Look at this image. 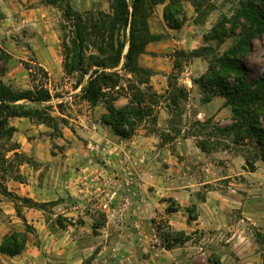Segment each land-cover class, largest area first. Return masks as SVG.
Masks as SVG:
<instances>
[{
    "label": "rangeland",
    "instance_id": "374dc122",
    "mask_svg": "<svg viewBox=\"0 0 264 264\" xmlns=\"http://www.w3.org/2000/svg\"><path fill=\"white\" fill-rule=\"evenodd\" d=\"M43 1L29 0L28 4L34 6ZM244 1L248 0H178L186 13V20L182 24V26H188L186 38L192 37V46L205 47L202 53L207 60H205L206 64L213 65L217 70L219 57L238 45L240 39L247 32L252 31L244 19H236L237 8L240 7V3H245ZM70 2L74 9L84 14L91 12L95 16L111 14V0H85L83 4L79 2L81 5L79 9L73 4L75 0H70ZM258 3L264 10V3L260 1ZM62 4L64 7L65 4ZM166 4L150 5L147 3L142 7V13L145 14L141 20L145 24L142 27V37L146 40L153 35V30L161 29V27L174 29V32L179 29L174 28V25H169L165 19ZM51 6L59 9L57 16L59 43L64 65L65 62L70 63L71 60L64 58L62 38L66 37L69 45L71 44L70 41L74 35L72 24H68L64 29L67 23L63 19L61 3ZM176 15L182 20V14L177 13ZM220 24H223L229 32L230 30L236 31V34L228 32L229 34L223 38L221 43L214 32L215 27L221 30ZM192 27H200L199 37H196L197 32L193 31ZM144 29H146L145 32ZM12 42L13 45H9L6 39L0 41V85L10 87L9 89L15 93L39 89L47 81L41 70L37 69L39 64L34 57L26 60L19 58L13 60L9 52L15 49L18 51L21 43L25 42L23 39ZM151 42L153 40L147 45ZM90 52L104 57L95 49L87 52L88 55ZM191 52L192 50L177 51L174 54L176 55L175 65L179 67L188 65L193 58ZM236 58L241 65L246 67L248 74L245 77L247 79L258 77L264 70V37L263 40L256 39L252 50L246 55L238 54ZM203 61L200 65L204 64ZM28 68L33 69V77ZM148 70L151 72L149 68ZM178 72L179 70L171 75L170 89L167 92L159 94L154 90L158 94L159 104L154 108L153 116L146 118L138 125L135 135L140 130H145L147 133H158V106L161 105L167 107L172 114L169 126L173 128L175 136L192 138L196 145H192L183 152L174 150L172 152L175 156L173 162L164 159L160 161L158 175L162 176L165 182L158 184L157 187H151L157 190V194L153 193V190L145 191L147 194L151 193L148 199L150 201L149 211H147V205L145 208L141 207L140 203L144 204L145 200H136L138 196L136 189L134 194L133 189H130L133 183L127 185L125 191L119 192L120 194L108 209L103 208V203L106 201L104 195L111 190V171L105 174L109 185H103L98 196L81 203L74 199L66 201L67 209L77 206V211H81L74 215H57L60 207L56 201H37L9 191L6 185L8 180L14 179L23 183L27 181V177L19 173L20 166L30 164L36 167L38 164L24 153L18 152L20 153L18 156L15 152L12 153L16 144L4 134L0 140V162L4 161L6 171H0V192L8 198L7 200L14 202L13 206L20 226L6 233L3 241L14 232L28 231V240L31 239L33 245L42 251L40 257H43L45 253L50 259L47 263L41 260L40 264H140L136 262V257H131L134 250L127 246L131 241L136 243L140 254L144 252L145 260L151 257L147 254L149 252H146L151 249L145 245L148 241L154 244L152 249L160 250L162 253L172 250L173 254H169V258H165L163 264H168L166 261L174 264V259L184 261L181 264H264V161L260 157L259 148L255 140L239 141L234 130H226L234 123V115L230 106H227L230 113L228 115L219 116L215 113L203 119L197 118L200 108L199 104H193V98L196 96L192 95L191 99V92L184 86L178 85L176 80ZM231 76L229 81L243 77L234 73ZM88 79L89 75L83 77L79 73L71 75L65 73L61 80L48 82L47 88L53 95L52 103L45 106L31 102L26 105L27 102L24 101L21 103L31 108L38 107L42 111H37L49 117L48 123L51 128L49 133H46L52 136L53 153L63 152L67 146L63 143V139H67H65L63 129L67 127L68 131L74 132L78 140L83 141L79 148L85 145L84 149L81 148L82 150L76 148L74 157L76 153L86 161L92 157L101 169L104 166L111 169V152L108 154V149L105 150V146L111 149V127L103 123L105 115L108 114L107 103L101 102L97 108L91 109L92 105L82 99V88L86 86ZM133 80L138 79L134 76ZM79 83L81 85L76 89ZM125 85H127L126 81H124ZM139 85L146 91L147 85ZM121 92L123 95L115 102L117 107L129 103L130 91ZM69 94L72 95L71 100H67ZM208 95L202 91L201 104L202 99ZM72 99L78 104L75 108L88 112L86 120L83 121V125L81 124L84 131L80 129V126L75 127V122L66 117L67 115L75 116L73 107L69 104ZM89 110L92 111L91 114ZM208 113L210 114V111ZM93 124L97 125L98 129L94 137L85 130L86 126H93ZM175 136L163 132L160 139L164 143ZM89 142L97 145V148H94V155L91 154V149L89 152L87 148L85 149ZM109 159L110 162L107 163ZM248 159L253 162L254 169L247 164ZM172 165L174 168L171 167ZM75 168L77 171L81 170L79 165ZM120 176L121 174H117L115 178L120 179ZM166 181L169 182L166 183ZM128 188L131 192L127 191ZM172 190H176V193H172ZM182 190H184L182 193L184 197L190 200L184 201L177 194ZM123 194H130L128 201H133L137 205L133 214L127 217L122 216L123 203L127 202V199L122 198L127 197ZM26 209L43 212L47 224L51 222L47 225L48 231L43 227L36 228L26 218ZM132 219L134 224H137V231H127L121 228V225H127ZM144 225H151L150 233L147 230L141 231L140 226ZM48 233L63 240V246L56 245L49 248L47 246ZM148 234H152L153 238H148Z\"/></svg>",
    "mask_w": 264,
    "mask_h": 264
},
{
    "label": "crops",
    "instance_id": "0c3cea01",
    "mask_svg": "<svg viewBox=\"0 0 264 264\" xmlns=\"http://www.w3.org/2000/svg\"><path fill=\"white\" fill-rule=\"evenodd\" d=\"M29 0H0V41L6 39L9 45H13V40L23 39L25 43H21L19 50H12L9 52L15 58L22 60L29 59V57H34L39 64L49 73V81L61 80L65 74L63 66V55L61 53V46L59 43V29H58V12L59 9L51 6L45 5L43 3H37L34 6L28 4ZM85 0H75V8L79 9ZM73 6V5H72ZM188 26H182L176 32L174 29H166L161 27V29L153 30V35L157 36L153 42L147 45L146 52L139 56V63L141 67L150 69V84L153 89L159 93H165L170 89V77L174 72L176 73L178 85L184 86L192 95L193 104H199L200 110L197 113V118L203 119L205 116H211L217 113L220 115H228L229 107L225 105V99L222 96H214L211 101L206 103H200V97H202V89L195 82L196 79L206 74L209 70V64L205 62L203 56L193 57L188 65L183 67H177L175 65L177 51L195 50L199 47L192 46V37L186 38ZM23 29V30H22ZM25 29L28 31H25ZM31 29V31H29ZM192 30L196 31V37H199L200 27H192ZM198 40V39H197ZM196 40V41H197ZM204 60V64L200 63ZM207 61V60H206ZM181 68V69H180ZM121 70V66L119 67ZM122 73L126 74L125 71L121 70ZM128 76L131 77L130 74ZM5 83L7 81L3 80ZM72 98L69 94L67 100ZM71 100V99H70ZM85 101V100H84ZM23 101H18L20 104ZM26 105L30 101H24ZM52 103V99L48 102H44L42 105H49ZM86 103H89L85 101ZM34 104V103H32ZM73 107V114L75 116L69 117L71 121L75 122V127L83 125V121L86 120L88 112H83L75 107H77V102L70 101L69 103ZM91 106V105H90ZM97 108V106H91V109ZM159 109V131L153 133H147L145 130H140L135 136L130 139L122 138L114 133L111 129V149L105 146L107 153L111 152V169L104 166L103 169L100 168L97 161L91 157L86 161L81 159L76 153L74 157V151L82 150L83 147L79 148L82 140H78L73 131H68L69 128L63 129V134L65 139L63 143L67 146L63 152L53 153L52 148V136L49 133L50 126L43 122H36L31 120L29 117H9L8 122L11 127L15 130L12 135V142L16 144V149L11 152L24 153L26 156L30 157L32 160L37 162L38 166L33 167L30 164H25L20 166V174L27 177L25 183L16 181L14 179L8 180L6 185L9 191H13L20 196H25L32 198L37 201L50 202L56 201L58 207H60L57 212L59 214L74 215L77 212V206L72 208H66L65 203L67 200L74 199L79 203L83 201H88L94 196H98L100 189L103 185H109L106 180L107 175L111 171V186L117 181L121 184L120 191H125L127 185H131L132 193L136 189V200L144 201L141 207H148L147 211L150 209V194L145 191H152V186H158L165 181L158 175V169L160 168V161L163 159L168 162H173L175 157L172 152L176 150L177 152H183L185 149L196 145L194 139L192 138H181V136H175L173 128L169 126L172 118L171 112H169L167 107L158 106ZM210 111V114L208 111ZM89 110V114H91ZM64 116V115H63ZM81 122H80V120ZM82 124V125H81ZM164 124V125H163ZM87 133L91 136H96L98 133L97 125L86 126ZM165 132V134H170L173 137L170 141L162 143L160 135ZM73 135V136H72ZM97 140V138L95 139ZM59 144V143H58ZM62 144V143H61ZM78 147V148H77ZM77 148V149H76ZM91 154L94 155V148H97L94 142H89L85 147ZM84 149V148H83ZM57 151V149H56ZM106 156V154H105ZM80 162V163H78ZM110 162L107 161V163ZM81 166V170L77 171L76 166ZM174 168V166H171ZM77 171V172H76ZM119 175L120 179H116L115 175ZM88 176L89 180L84 181L83 177ZM169 181H166V183ZM128 188L127 191L131 192ZM119 191V192H120ZM157 190H153L156 193ZM176 190H172V193H176ZM184 190L178 192L177 194L185 200H190L184 197L182 194ZM120 194V193H119ZM189 194V191H188ZM132 195V194H131ZM154 195V194H153ZM123 199H127V202L123 205L122 216H129L133 214V210L137 205L133 201H128L131 197L130 194H123ZM152 196V195H151ZM129 197V198H128ZM0 192V245L2 244L3 238L6 233L11 229L18 228L20 226L19 218L16 215L15 208L13 206V201L7 200ZM132 200V199H131ZM26 218L34 224L36 228L43 227L46 231L47 225L51 222L46 221L43 212L35 209L25 210ZM186 228L185 225H182ZM137 224H134V220L127 223V225H121V228L127 231H137ZM141 231H151V225L140 226ZM146 227V228H145ZM51 233V232H50ZM49 235L48 247L53 248L56 245L63 246V240L55 237V235ZM48 237V236H47ZM148 238H153V235L148 234ZM154 242V241H152ZM147 247L151 248L146 252L150 254L149 260H145L144 252L139 253L136 248L135 242H130L127 244L131 249L134 250V254L131 257H136V262L140 264H147L149 262H154L155 264L165 263V258H169V254H173L172 250L162 253L160 250L152 249L154 244L149 241L146 242ZM157 251V252H156ZM145 252V253H146ZM42 251L39 247L33 245V241L28 240L27 248L25 251L16 256H9L0 251V262L3 264H40L41 260L45 263L50 260L47 254H43L40 257ZM112 262V260H111ZM168 264L172 262L166 261ZM184 261H175L174 264H181ZM113 263V262H112Z\"/></svg>",
    "mask_w": 264,
    "mask_h": 264
},
{
    "label": "trees",
    "instance_id": "16d2710c",
    "mask_svg": "<svg viewBox=\"0 0 264 264\" xmlns=\"http://www.w3.org/2000/svg\"><path fill=\"white\" fill-rule=\"evenodd\" d=\"M259 1L264 3V0L240 3L236 19H244L252 31L247 32L238 45L219 57L218 70L209 64L208 72L195 82L207 95L209 94L202 102H209L214 96L225 98V105L231 107L234 115V123L226 130H234L239 141L255 140L260 157L264 161V70L258 77L249 80L245 77L248 74L246 67L236 58L238 54L246 55L250 52L256 39L263 40L264 10ZM43 3L49 5L61 3L63 19L67 23L64 29L68 24H72L74 35L71 44L69 45L66 37L62 38L64 58L71 60L70 63L65 62L63 65L64 72L67 75L79 73L83 77L89 75L86 86L82 88V99L92 106L106 102L108 114L105 115L103 123L111 127L116 135L125 139L132 138L138 125L146 118L152 117L154 108L159 104L158 94L150 84L149 70L138 63V57L146 52L147 43L158 38L155 35H151L149 40L142 37L144 23L141 20L145 17L142 7L147 3L150 5L167 3L165 19L169 25H174V28H181L186 20L183 6L179 5L178 0H111V14L95 16L92 12L84 14L74 9L70 0H44ZM62 3L65 4L64 7ZM177 13L182 14V20ZM219 27L221 30L214 28L219 43L223 42V38L229 33L236 34L235 30L227 31L223 24ZM204 48L193 50L190 53L191 57H204L202 53ZM91 49H95L104 57L93 52L88 55L87 52ZM120 66L126 74L121 72ZM37 69L41 70L47 80L39 89L15 93L9 89L10 87L0 85V140L4 134L12 138L15 128L9 125V117H29L31 120L50 125L49 117L39 112L42 109L27 107L23 103L17 104L18 101H30L41 105L52 99L53 95L47 88L49 73L42 66ZM28 70L33 77V69ZM232 73L243 77L229 81ZM134 76L138 80L134 81ZM124 81L127 82L125 86ZM139 84L147 85L146 91L141 89ZM80 85L81 83L75 88ZM124 90L130 91L129 103L117 107L115 102L123 95L121 91ZM15 149L16 147L13 150ZM15 155L18 156L20 153L15 152ZM247 164L254 169L250 159L247 160ZM5 168L4 161L0 162V171H6ZM28 236V231L14 232L3 241L0 251L10 256L22 253L27 246Z\"/></svg>",
    "mask_w": 264,
    "mask_h": 264
},
{
    "label": "built area",
    "instance_id": "2783aa9c",
    "mask_svg": "<svg viewBox=\"0 0 264 264\" xmlns=\"http://www.w3.org/2000/svg\"><path fill=\"white\" fill-rule=\"evenodd\" d=\"M84 181L89 180L88 176L83 177ZM121 189V184L115 181V183L111 186V190L104 195L106 201L103 203V208L106 210L110 207V205L113 203V201L117 198L119 191Z\"/></svg>",
    "mask_w": 264,
    "mask_h": 264
}]
</instances>
